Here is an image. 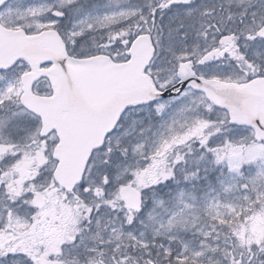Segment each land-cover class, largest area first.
<instances>
[{
	"label": "snow or ice",
	"instance_id": "snow-or-ice-1",
	"mask_svg": "<svg viewBox=\"0 0 264 264\" xmlns=\"http://www.w3.org/2000/svg\"><path fill=\"white\" fill-rule=\"evenodd\" d=\"M0 264H264V0H0Z\"/></svg>",
	"mask_w": 264,
	"mask_h": 264
}]
</instances>
